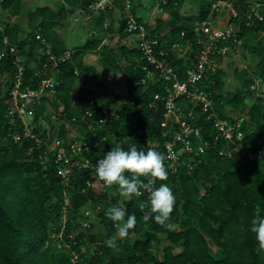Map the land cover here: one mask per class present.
Segmentation results:
<instances>
[{"label":"trees","instance_id":"16d2710c","mask_svg":"<svg viewBox=\"0 0 264 264\" xmlns=\"http://www.w3.org/2000/svg\"><path fill=\"white\" fill-rule=\"evenodd\" d=\"M94 1L59 0L55 8L45 4L29 9L28 32L19 22L0 21V53L6 50L0 56V264H264L262 255L257 254L256 234L251 231L257 204L264 216V156L241 155L242 151L264 150V95L255 97L254 86L258 76L264 80V18H250L246 0L236 2L238 14L231 17L241 42L221 41L220 46L227 43L235 50L243 44L258 58L256 67L236 68L234 76L242 85L229 91L227 72L220 63L224 55L214 52L211 57L217 66L209 67L197 82L198 88L212 99L213 109H201L200 104L195 106L196 100L182 94L176 98L182 107V117L200 126L208 145L200 151L199 138L193 137L191 151H183L177 169L164 161L168 179L163 183L172 188L176 197L171 217L178 225L175 231L156 224L154 214L148 222L143 221L150 206L141 210L138 205L141 202L149 205L147 192L129 200L121 197L115 187L88 185L95 177L85 169H76L66 184L54 163L42 162V146L35 138L14 139L12 134L21 131L23 123L20 118L11 121L7 109L11 105L19 55L24 65L22 87H37L45 76L57 80L53 95H45L29 106L33 110L29 118L35 124L33 131L41 136L65 139L72 127L77 136L89 137L90 149L86 154L95 164L117 145L127 149L128 144L136 143L145 151L151 148L163 154L167 142L173 140L174 126L169 121L165 126L161 124L165 118V99L154 98L158 92L164 94L165 80L143 81L145 56L136 42L123 43L117 50L100 37L99 30L113 31V14L116 9L123 10L125 0H114L115 7L107 6L100 14L92 15L98 18L93 28L95 35L89 33L84 43L68 46L59 34L58 27L77 6L87 7ZM157 1L164 16L155 17L154 23L146 20L145 24L159 38L157 49L168 51L166 60L183 76L192 61L198 60L195 24L210 15L215 0H200L197 13H183L180 7L184 0ZM140 5L141 0L133 3L136 13ZM0 6L9 15H20L24 2L0 0ZM262 10L264 14V7ZM138 19L144 20L141 15ZM125 23L121 12L117 29L120 39L129 36ZM5 37L9 44L4 43ZM188 41L192 42L193 50L178 56L172 48L174 43L185 45ZM10 44L16 45L17 52L10 51ZM48 45L58 58L56 65L50 54L43 52ZM68 49L70 56L63 57ZM88 53H99L106 69L125 72L124 93L104 87L97 67L84 59ZM121 57L125 64L119 60ZM44 62L48 63L46 69ZM82 78L94 81V86L77 88ZM248 98L255 99L248 104ZM228 106L233 109L228 111ZM233 112L243 116L240 127L243 135L236 143H229L225 137H216L213 115L234 121L238 115ZM104 116L105 121L100 122L99 118ZM45 122L50 124L49 128ZM179 147L180 143L176 148ZM160 183L157 181L156 186ZM91 206L96 209L88 217L85 211ZM112 206L124 208L126 217L135 215L137 225L127 238L117 239L115 247H108L106 240L116 235L113 221L105 215ZM86 218L90 219V227L83 225ZM96 223L100 227L94 231ZM63 224L64 235L73 234L66 238L74 240L72 248L78 252L77 260H73L70 249L59 247V239L52 237Z\"/></svg>","mask_w":264,"mask_h":264},{"label":"built area","instance_id":"2783aa9c","mask_svg":"<svg viewBox=\"0 0 264 264\" xmlns=\"http://www.w3.org/2000/svg\"><path fill=\"white\" fill-rule=\"evenodd\" d=\"M240 0H215L213 3V10L210 15L202 21H197L195 30L198 36L199 50L197 52V61H192V65L186 68L184 75H180L179 71L166 60L165 56L168 54L163 48L157 49L159 45V38L156 34L149 32L145 24L146 19L139 20V13H136L133 9V3L135 0H125L123 10L124 18L126 19L125 30L129 33V36L134 37L136 44L144 53L145 63L143 69L145 76L143 81L146 79L158 80L164 79L166 82L165 92H160L154 95L155 99L163 97L165 99V118L161 122L163 126L167 125L168 121L174 126L173 140L167 142V150L163 153L165 160L170 163V167H177L180 156L185 150L191 151L193 143V137L199 138L197 148L200 151H204L208 145V139L203 138V134L200 126L194 123L193 120L183 118L181 106L176 102V98L179 95H185L193 100H196L200 104V108L204 110L213 109L212 99L208 93L202 89H199L197 82L203 77V74L209 67L213 69L217 66V61L211 57L214 52L222 53L226 55L230 53L232 48L229 44L220 46L221 41L241 42L238 39L237 28L231 22V17L238 14L236 2ZM249 3V17H257L263 19L264 14L262 8L264 7V0H246ZM166 2V0H163ZM220 4L228 6L229 19L226 23H221V20L217 18L218 8ZM107 6L115 7L114 0H96L91 2L87 7L79 5L75 8L71 15L74 18H89L92 15H98ZM159 9L162 11L161 3L158 2ZM222 13V11H219ZM185 34V31L182 32ZM128 36V37H129ZM40 37V35H38ZM45 42V38L42 37ZM4 43H8L7 37L4 39ZM174 52L178 56H184L188 52H191L192 42L188 41L185 45L180 43H174ZM11 52H17V47L14 44L9 45ZM45 54H50V59L53 63L57 64V57L51 51V47L48 45L43 51ZM6 50H2L0 56H4ZM43 53V54H44ZM71 54V50H67L63 57H68ZM22 58L18 55L16 63L18 69L15 73V81L11 88V105L7 109V114L11 118V121H16L17 118L22 119L23 129L21 131H15L12 135L15 140L30 137L35 138L40 146H42V152L40 157L43 163H54L57 173L60 175L66 184L69 183L72 175L76 169L90 170L94 175V180H89L88 185H97L105 187L101 181L98 180L95 174L96 164L87 156L86 152L90 149L89 137H79L72 133H68L67 138L63 139L59 136H55L50 139L48 136H41L39 133L33 131L35 124L30 122L29 118L32 117L33 110L30 108L31 103H38L41 99L46 96H51L55 92L57 80L54 76L43 77L37 87H22L24 83V65L21 62ZM43 67L46 69L48 63L44 62ZM209 65V66H207ZM78 73V71L76 70ZM37 73L41 71L37 70ZM183 77V79H181ZM191 86V87H190ZM91 115L92 113L88 111ZM108 111L106 112V114ZM212 114V113H211ZM214 124L216 127V137H225L229 143H236L243 135V131L240 128L242 126L243 116H238L234 121H229L225 118H218L213 115ZM106 116L100 117L99 121H105ZM178 125V127H177ZM49 133V131H48ZM180 143V147L176 146ZM233 149V148H232ZM232 149L228 151L231 155ZM223 153V151H221ZM241 155H248L249 157L264 156V150L260 149L258 153L242 151ZM177 169V168H176ZM69 201L67 196V202ZM99 207L98 205L96 206ZM96 209L93 206L88 207L85 214L91 217L92 211ZM83 220V219H82ZM63 221H66L65 219ZM83 225L90 227V219L86 218L83 220ZM66 230L65 224H63L61 230L57 235L52 234L54 239L58 240V246L71 250L73 260H77L78 252L72 248L73 239L66 238V235L71 238L73 234L64 235ZM82 250H85V246H82Z\"/></svg>","mask_w":264,"mask_h":264},{"label":"clouds","instance_id":"9594fccd","mask_svg":"<svg viewBox=\"0 0 264 264\" xmlns=\"http://www.w3.org/2000/svg\"><path fill=\"white\" fill-rule=\"evenodd\" d=\"M164 161L165 156L157 150L150 148L145 151L138 148L136 143L128 144L127 149L123 145H117L104 158L98 160L94 171L106 188L115 187L121 197L131 200L147 192L149 205L143 202L138 205L141 210L150 206V213L143 215V221L148 222L154 214L156 224L175 231L177 226L171 217L175 210L176 197L172 188L163 183L168 179V169ZM157 181L161 182L158 187ZM105 215L113 221L116 228V235L105 243L108 247H115L117 239L127 238L130 230L136 227L137 217H126V210L119 206L109 207ZM251 231L256 234L258 241L257 254L264 258V216H261L259 204L256 206Z\"/></svg>","mask_w":264,"mask_h":264},{"label":"rangeland","instance_id":"374dc122","mask_svg":"<svg viewBox=\"0 0 264 264\" xmlns=\"http://www.w3.org/2000/svg\"><path fill=\"white\" fill-rule=\"evenodd\" d=\"M24 6L23 10L20 15L8 14L6 10H3L0 6V21L1 19L10 20L12 22H19L22 28L28 32L30 30L29 23H28V15L27 10L35 9L37 6L49 4L52 7H57L59 4V0H23ZM200 0H184L180 10L183 13H197L200 7ZM158 1L157 0H141V5L138 7V13L147 21L154 23L155 17L164 16V13L159 9ZM212 11H214L212 9ZM217 18L221 20V23H226L229 19V9L228 6L224 4H220L218 8ZM219 11H222L220 13ZM120 14V15H119ZM121 16V12L116 9L113 14L114 22V29L113 31H102L99 30L100 37H104L105 44H108L110 47L118 48L123 44L126 43L128 45H133L135 43V39L132 36L119 38L118 27V17ZM75 16L69 14L67 19L58 27L59 34L65 40V43L68 46H75L78 44H82L87 39L89 33L92 34L94 32L93 28H96V21L98 18L94 16H90L89 18H74ZM111 21V18L107 19V23ZM106 23V24H107ZM116 24V25H115ZM87 63L95 65L97 67V72L102 81L104 82V87L108 90L115 91L117 93H124L127 89V77L125 72H115L106 69L100 60L99 53H88L85 58ZM257 57H253L249 49L243 44L237 47L235 50H230L229 54L223 56L222 61L220 62L222 67L227 72L226 75V89L229 91H235L239 87H241V82L234 76V71L236 68L242 69L249 67L250 65L256 67ZM122 64H125L126 61L124 57L119 58ZM94 81L82 78L78 81L77 88L88 85L90 87L94 86ZM256 87L257 92L256 95L263 94L264 95V80L257 77V82L254 85ZM77 93L75 90L74 94ZM255 99V98H254ZM253 98H248V104H251L254 101ZM199 102L195 103V106H198ZM226 109H233L232 106H228ZM235 115L239 116L238 112H233ZM54 117V116H53ZM57 117V116H55ZM59 122V120H57ZM45 125L49 128L50 124L45 122ZM70 128V132L75 135L76 131ZM178 227V225H176ZM100 227L99 223H96L92 230L96 231Z\"/></svg>","mask_w":264,"mask_h":264},{"label":"crops","instance_id":"0c3cea01","mask_svg":"<svg viewBox=\"0 0 264 264\" xmlns=\"http://www.w3.org/2000/svg\"><path fill=\"white\" fill-rule=\"evenodd\" d=\"M120 15V14H119ZM120 17V16H119ZM119 17H118V20H119ZM114 22H115V20H114ZM116 23H118V22H116ZM116 25V24H115ZM115 27H118V25H116Z\"/></svg>","mask_w":264,"mask_h":264},{"label":"water","instance_id":"95a60500","mask_svg":"<svg viewBox=\"0 0 264 264\" xmlns=\"http://www.w3.org/2000/svg\"><path fill=\"white\" fill-rule=\"evenodd\" d=\"M92 35H93V36L95 35V31H94V32H92Z\"/></svg>","mask_w":264,"mask_h":264}]
</instances>
